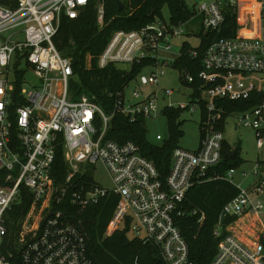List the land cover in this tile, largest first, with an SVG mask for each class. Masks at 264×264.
Listing matches in <instances>:
<instances>
[{"label": "built area", "instance_id": "2783aa9c", "mask_svg": "<svg viewBox=\"0 0 264 264\" xmlns=\"http://www.w3.org/2000/svg\"><path fill=\"white\" fill-rule=\"evenodd\" d=\"M88 1L0 0V264H97L82 227L58 206L67 199L83 209L108 193L116 194L118 201L106 235L127 222L133 237L153 243L166 264H192L176 218L197 214L186 208V194L211 180H224L237 192L219 212L213 229L217 249L210 264H264V204L257 199L264 193V160L252 169L260 178L246 189L233 182L235 167L224 173L215 170L224 140L219 124L225 116H234L237 125L253 129L256 146L264 152V0H254L257 35H242L238 29L233 37H221L206 46L197 96L185 85L193 77L177 70L179 81L190 88V99L183 103L169 101L159 107L157 91H146L148 86H157L163 66L179 55L168 54L173 40L184 34L183 24L156 18L138 29L114 31L97 57L99 68L123 62L129 64V71L134 63L148 60L147 66L153 69L139 72L123 89L108 92L112 101L107 111L93 96L72 90L71 58L53 43L61 16L77 17ZM239 1L197 4L202 29L218 30L224 8L231 7L238 14ZM103 15L98 0L100 25ZM237 23L240 28L238 18ZM189 52L197 54L195 49ZM132 81L136 85L126 93ZM254 90L262 91L263 99L251 109L226 112L217 105L222 99H246ZM163 93L170 96L174 90ZM165 108L198 109L201 119L198 147L175 146L169 171L162 178L134 142H118L107 138V133L116 113L128 121L144 120ZM155 138L162 140L160 134ZM58 146L68 170L61 183L55 182L52 173ZM96 163L107 171L112 188L94 181L91 173ZM76 174L83 179L74 182ZM26 197L27 209L15 219L12 209L24 206ZM245 217L242 226L233 227ZM203 218L201 214L197 221ZM226 218L233 219L225 223ZM13 225L16 232L11 231Z\"/></svg>", "mask_w": 264, "mask_h": 264}, {"label": "trees", "instance_id": "16d2710c", "mask_svg": "<svg viewBox=\"0 0 264 264\" xmlns=\"http://www.w3.org/2000/svg\"><path fill=\"white\" fill-rule=\"evenodd\" d=\"M104 8L103 23L97 22L98 0H89L86 6L75 18L62 15L60 24L53 38V43L62 55L71 58L74 79L71 88L76 93H86L107 111L111 106L108 92H116L133 79L150 61L143 60L134 63L129 71L121 69L115 63L103 68L97 66V57L105 47L111 34L116 30L138 29L152 22L156 18L164 19L165 11L168 12L169 22L174 25L186 24L196 15L195 8H189L185 0H101ZM224 20L218 30H203L196 32L199 38L198 45L194 48L187 41L180 46L179 55L171 66L178 71L189 73L194 81L185 83L194 89V96L198 95L201 81L198 72L201 69V59L206 46L221 37H233L238 30L237 13L227 7L223 10ZM195 49L196 56H192L189 50ZM89 58V59H88ZM263 99V92L250 93L249 97L241 100L222 99L217 105L222 106L226 112L244 111L257 106ZM181 109L165 108L163 114L167 118V138H162L158 144L149 143L145 139V127L143 119L128 121L119 113L111 120V127L107 138L118 142L132 141L139 152L146 159L153 162L160 177L164 178L169 171L171 153L178 144L181 136L178 116ZM219 129L222 130L219 125ZM235 150L231 156L230 151ZM240 163L238 148H233L223 140L221 160L215 167L218 173H224L227 169L236 167ZM67 165L63 158L62 148L58 146L52 165V173L56 183L64 181L67 175ZM78 174L74 176V182H78ZM81 181V180H80ZM237 190L224 180H211L193 186L186 194L185 206L189 210H195L196 215L185 214L176 218V224L187 242L188 255L192 264H210L213 259L218 238L213 235V229L222 206L231 199ZM28 197L19 206H14L12 213L17 215L27 209ZM118 196L108 193L101 196L96 203L86 205L83 209L69 204L64 199L58 206L67 212L70 221L79 224L86 234V244L90 256L97 264H166L159 254L158 248L150 242L139 238H130L128 223L116 228L110 235L105 231L113 210L117 204ZM18 213V214H17ZM204 218L201 223L197 221L199 215ZM233 219V218H232ZM231 218L224 219L227 223ZM16 232V225L11 228Z\"/></svg>", "mask_w": 264, "mask_h": 264}, {"label": "rangeland", "instance_id": "374dc122", "mask_svg": "<svg viewBox=\"0 0 264 264\" xmlns=\"http://www.w3.org/2000/svg\"><path fill=\"white\" fill-rule=\"evenodd\" d=\"M210 0H185L186 5L189 8H195L197 4L201 2H209ZM164 18H168V12L165 11ZM200 16L196 14L195 17L185 25L184 34L173 40L172 53L168 54L169 57H175L179 53L180 44L183 41L189 42L193 46H197L199 38L196 36V32L199 30ZM240 25H243L240 23ZM89 59V58H88ZM116 66L128 70L129 64L118 62ZM153 67L146 66L142 69L143 73H148ZM164 74L158 79L157 86H148L146 91H157L159 95L158 105L163 107L167 102H173L174 104L183 103L189 101L190 88L183 85L178 79V71L169 63L163 66ZM136 85L135 81L130 82L125 92L129 93L134 89ZM172 88L174 93L170 96L164 95L163 90ZM201 119V113L198 109L190 112L188 110H181L178 116V120L181 121L180 129L181 136L178 139V146L189 150H194L199 145L200 140V128L199 122ZM145 127V139L152 144H158L160 141L155 138L156 134H160L162 138H167L169 135L167 118L163 113H160L156 117H148L143 120ZM220 126L222 128L224 142L233 148H238V158L240 163L235 167L238 172L243 170L248 175L241 176L237 172L233 177V182L239 187L246 189L248 186L260 178V174L253 175L252 169L255 167L258 161L264 160V152L259 151L255 142V131L249 127H244L236 124L234 116H225L224 120L221 121ZM94 181L102 188H112V182L105 168L100 164L96 163L92 171ZM262 204H264V193L259 194L257 198ZM110 225H108L109 227ZM130 238H133L131 232H127Z\"/></svg>", "mask_w": 264, "mask_h": 264}, {"label": "crops", "instance_id": "0c3cea01", "mask_svg": "<svg viewBox=\"0 0 264 264\" xmlns=\"http://www.w3.org/2000/svg\"><path fill=\"white\" fill-rule=\"evenodd\" d=\"M256 16H257V8H256L255 1L254 0H240L237 18H238L239 24L242 23L243 25H240V28H238L239 29L238 33L242 35H246V36L257 35L259 31L255 28ZM199 25L201 27L200 22H199Z\"/></svg>", "mask_w": 264, "mask_h": 264}, {"label": "bare ground", "instance_id": "6f19581e", "mask_svg": "<svg viewBox=\"0 0 264 264\" xmlns=\"http://www.w3.org/2000/svg\"><path fill=\"white\" fill-rule=\"evenodd\" d=\"M244 219H247V217L238 220V221L233 225V227L242 226V225H243V221H244Z\"/></svg>", "mask_w": 264, "mask_h": 264}, {"label": "water", "instance_id": "95a60500", "mask_svg": "<svg viewBox=\"0 0 264 264\" xmlns=\"http://www.w3.org/2000/svg\"><path fill=\"white\" fill-rule=\"evenodd\" d=\"M117 3L119 4L120 7H122V5H121V3H120L119 0H117ZM230 154H231V156H234V155H235V150H234V149L231 150V151H230ZM82 229H83V228H82ZM83 230H84V229H83Z\"/></svg>", "mask_w": 264, "mask_h": 264}]
</instances>
